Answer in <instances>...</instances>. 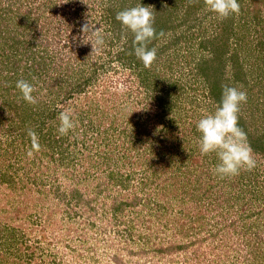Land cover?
<instances>
[{
  "label": "rangeland",
  "instance_id": "obj_1",
  "mask_svg": "<svg viewBox=\"0 0 264 264\" xmlns=\"http://www.w3.org/2000/svg\"><path fill=\"white\" fill-rule=\"evenodd\" d=\"M0 2H17L12 8L20 5L35 20L30 32L49 29L46 49L56 68H31L30 83L40 89L35 105L19 89L0 86V113L9 98L29 108L19 110L27 121L16 115L19 128L11 110V126L0 131V264H264V0H238L240 14L223 20L204 0ZM139 4L153 6V26L164 32L148 45L157 59L147 68L134 53L133 34L116 20L119 11ZM88 21L104 40L93 53L95 37L81 31ZM15 41L8 64L22 71L29 61L15 62ZM213 42L223 56L211 66L205 60ZM71 65L83 67L75 86ZM204 68L217 73L221 90L247 93L239 116L260 150L251 147L253 170L224 179L212 173L216 178L195 184L204 197L196 190L198 198L176 202L178 208L200 205L195 214L202 219L191 223L184 212L170 214V194L156 189L170 162L182 159L170 130L191 129L218 106ZM16 77L15 84L22 79ZM63 110L75 124L66 135L58 132ZM51 111L57 113L47 116ZM29 128L39 150L32 149ZM56 141L72 159L61 158ZM52 152L55 159L48 160ZM180 237L187 247L173 251Z\"/></svg>",
  "mask_w": 264,
  "mask_h": 264
},
{
  "label": "trees",
  "instance_id": "obj_2",
  "mask_svg": "<svg viewBox=\"0 0 264 264\" xmlns=\"http://www.w3.org/2000/svg\"><path fill=\"white\" fill-rule=\"evenodd\" d=\"M17 2H9L8 5H5L4 2H0V64L2 63L4 66H1V73H0V86L1 88H6L7 90L13 92V90L16 88L15 84V78L16 76L21 75L22 79L31 81V68H36L37 71H39L40 68H47L52 66V68H55V61H49L51 60L48 56L47 51V43L50 44L52 41L46 39V34L48 28L45 29L46 32H43L42 34L39 32V29L35 28L32 29L30 32L29 25L31 23H35V20L31 18V16H26L25 14H21L22 7L18 5V8L16 9L12 8V6H16ZM18 11V13L16 12ZM230 17V16H229ZM19 30L23 31V35H25L24 39H19V36H21V33ZM16 39L15 41V53H12V56L15 58V62L19 63L21 60H24L27 64V59L29 61V65H21L22 71L19 70V68L11 69V65H9V61L11 59V49H12V42L13 39ZM50 39V38H49ZM213 50H212V56L211 58H207L205 62L209 61V63L212 66L211 61L217 62L220 61L221 57L223 56V52L221 51V46H218V42H213ZM21 50V52H19ZM52 56V55H51ZM63 59L66 58V56L62 57ZM57 59V58H56ZM55 59V60H56ZM67 62V60H66ZM67 65L69 63L67 62ZM24 66V67H22ZM17 67V65H15ZM35 67V68H34ZM80 65H74L70 66V70L72 71L70 73V76L76 77L78 80L72 81V84L75 86L76 84L80 83L79 77L83 75L82 69ZM56 69V68H55ZM206 75V83L211 91V96L213 98L214 104L218 105L221 97H222V90L220 88V84L217 82V73L213 74L211 73L210 69L204 68ZM21 71V72H20ZM57 72V71H56ZM236 74H238L236 72ZM77 75V76H75ZM76 81H78L76 83ZM221 90V92H220ZM37 91H40V89L35 90L32 95L34 96ZM55 92V91H54ZM56 93L53 97H55ZM66 96H71L70 91H66ZM209 95V94H208ZM209 97V96H208ZM217 100V101H216ZM219 101V102H218ZM164 108L166 107L165 103H162ZM1 109H4V111L7 110L5 113L4 111L0 113V131H2L5 127L11 126V123L9 122L10 117V111L13 110V117H14V125L19 128L20 123L16 119V115L19 116L20 122L27 121V117L24 116V112H26L27 104L19 103L15 100H12L9 98V100L5 99L3 106ZM15 109V111H14ZM21 109V112L19 114V110ZM55 110V109H54ZM16 112V113H15ZM49 114L47 116H52L57 113V111H51L48 112ZM33 112L27 114L28 117H33ZM177 116H173L170 122H174L173 119H175ZM200 120V118H199ZM247 123V119L241 118L239 116L238 124L242 128L243 121ZM176 122H179L178 120H175ZM242 122V123H241ZM197 125V123H196ZM196 125H192L191 129H188L187 127L182 128L183 130H179L177 133H173L170 130V139L172 138V134H177L176 137L170 141L171 147L173 146L175 149L173 151H176L175 154H178L179 157H181L180 162H175L172 164L170 162V169H167V176L163 178L159 184H157L156 190H161L165 194H170V214L174 215H187L188 218H190L191 223H197V221H200L201 215H196L195 213L199 211H195L199 209L200 205L194 206L193 208H187L181 205V207H176V202L180 199H195L198 198L199 195H196V190H202L201 186L197 187L195 184H199L203 180V178L210 180L211 178H216L212 175L214 173L215 165L218 163V159L216 158L215 153H209L207 155H202L199 150V138L200 133L197 131ZM190 130V131H189ZM250 129L246 128L244 131L247 134V141L250 140V146L257 152H259L260 149H258V142L256 141L255 135L252 134ZM57 145L55 148L59 146L60 150L57 152L60 153L62 159L70 160L73 153H69L67 150L68 148L66 146H63L62 142H60V145L58 141H56ZM172 147V148H173ZM261 147V146H260ZM52 148V145H51ZM264 148V147H261ZM172 149H170L171 151ZM170 151H167L166 154H173ZM48 154V153H47ZM51 155H47L49 158L48 160L55 159V153H50ZM189 158L191 160H189ZM185 164L188 167H185ZM212 171V172H211ZM8 171H5L3 175H7ZM215 176H217L215 174ZM202 192V191H201ZM200 193V198L204 197L206 195V191ZM175 212H174V211ZM194 210V211H192ZM202 219V218H201ZM188 224L185 223L186 227ZM192 229L194 228L192 225H189ZM187 241L184 240V237H180V240H174L173 246L174 250L176 248H180L181 250L185 249L187 247Z\"/></svg>",
  "mask_w": 264,
  "mask_h": 264
},
{
  "label": "clouds",
  "instance_id": "obj_3",
  "mask_svg": "<svg viewBox=\"0 0 264 264\" xmlns=\"http://www.w3.org/2000/svg\"><path fill=\"white\" fill-rule=\"evenodd\" d=\"M205 6L212 13L223 20L230 15H239L241 6L238 0H204ZM153 6H142L141 4L119 11L116 20L122 26L131 31L134 36V53L144 66L151 67L157 59V49L149 48L153 39L164 36L154 28L155 17ZM81 31L95 37L90 40L92 52H97L103 46L104 40L99 29L90 21L83 24ZM16 88L20 90L22 98L29 104L37 103L36 97L32 95L35 87L27 80L20 79L16 82ZM247 102V93L237 87L224 85L221 100L214 113L202 117L197 125L200 133L198 141L199 150L202 155L215 153L218 163L215 165L214 174L219 178H230L239 175L242 169L253 170L257 166L253 150L247 141L246 132L239 126L240 105ZM58 132L66 135L75 126L73 115L70 110H63L58 116ZM28 136L31 138L32 149L39 150L37 133L29 128ZM32 155V151H29Z\"/></svg>",
  "mask_w": 264,
  "mask_h": 264
}]
</instances>
